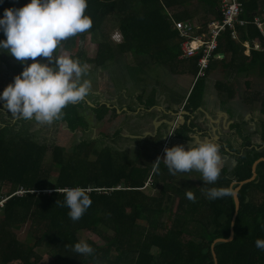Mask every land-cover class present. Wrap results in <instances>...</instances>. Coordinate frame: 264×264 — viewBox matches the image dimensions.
Segmentation results:
<instances>
[{
    "label": "trees",
    "instance_id": "obj_1",
    "mask_svg": "<svg viewBox=\"0 0 264 264\" xmlns=\"http://www.w3.org/2000/svg\"><path fill=\"white\" fill-rule=\"evenodd\" d=\"M239 1L244 6L241 19L248 24L237 27L238 39H233L231 30L222 35L221 52L225 57L221 68L223 72L234 68L240 75L258 69L264 78V52L252 51L246 56L243 46L249 41L263 40L254 23L259 16V0ZM28 2L3 0L0 15L8 7H22ZM195 4L215 12L213 18H205L201 24L208 26L221 19V0H87L85 14L92 20L91 28L62 41L54 54L71 52L74 59L86 64L84 53L78 54L81 41L99 31L107 16L119 15L123 43L115 48L102 42L94 62L106 68L113 63L111 71L121 70L118 73L124 80L125 72L132 81L139 77L136 87L147 76L153 77L160 66L173 75L178 73L173 78L196 79L199 58H182L184 41L175 29L176 22L196 19L169 14L173 7L188 9ZM125 55L132 57L127 64L123 63ZM211 68L207 79L199 81L192 94L183 99V103L188 101L186 110L195 113L204 107ZM15 70L19 74L23 66L18 65ZM146 86L152 87L148 99ZM146 86L139 87L142 95L135 100L143 108L141 112L128 108L122 111L106 104L93 107L87 101L68 104L62 110L63 115L54 121L62 127L60 137L62 134L78 136L70 153L61 143L50 146L39 141L31 133L30 119L21 118L15 124L8 122L5 127L0 121V201L8 199L4 207L0 206V264H40L38 248H47L54 264H215L214 242L231 237L235 199L226 196L209 200L202 193L188 189L195 196V200H188L187 191L175 190L173 174L164 164V156H160L159 133L137 137L134 144V149H139L137 154L131 153L130 147L117 144L120 140L115 138L119 134L123 136L122 128L111 133L120 116H142L143 112L158 106L157 95L173 97L159 86L158 80ZM0 88L4 90L3 85ZM216 88L221 95L222 85ZM118 110L122 112L120 116ZM90 116L94 121H90ZM190 116H182L181 125L174 130L176 137L192 139L197 122H190ZM100 141L103 146L99 145ZM252 161L248 154L241 173H236L240 180L246 179L245 174L250 176ZM221 169L218 180L208 184V190L232 184L228 168ZM9 186L10 193L5 194ZM77 186L89 189L92 204L79 220L73 221L64 205L63 193L64 189ZM153 189L159 191V196L152 195ZM168 192L179 194L188 208L186 212L182 210L184 205L178 213L163 207ZM239 199L241 208L234 226V239L215 246L218 264H264V250L255 246L256 239L264 238V214L260 215L264 205L255 202H264V199L257 196L252 184L240 190ZM171 200L174 203L175 199L168 197ZM164 214L168 215L165 222ZM27 226L30 241L27 235L23 239L19 235ZM83 232H90L103 243H90L94 249L91 255H78L73 250Z\"/></svg>",
    "mask_w": 264,
    "mask_h": 264
},
{
    "label": "clouds",
    "instance_id": "obj_2",
    "mask_svg": "<svg viewBox=\"0 0 264 264\" xmlns=\"http://www.w3.org/2000/svg\"><path fill=\"white\" fill-rule=\"evenodd\" d=\"M86 8L87 0H29L22 7L4 9L0 15V33L4 36L0 39V51L25 65L0 92V102L13 115L50 124L63 115L62 110L68 104L79 102L89 94L91 81L84 78L89 71L87 64L82 65L70 55L54 57L62 41L91 28L92 20L85 14ZM220 53L223 54L221 48ZM37 57L47 60H37ZM224 57L223 54L221 59L214 60ZM199 73L196 79L192 77L194 83L190 95L199 81L208 77L207 73L201 79ZM193 141L194 138L189 140L187 146L166 147L164 164L172 174L196 170L202 174L205 183L214 184L222 170L219 145L211 139ZM237 193L233 181L228 187L210 188L206 196L216 200L226 196L235 198ZM63 194L68 216L73 221L79 220L92 204L90 191L85 187L66 188ZM186 198L195 200L191 191L186 192ZM7 201H0V206L4 207ZM255 246L264 250V238L256 239ZM73 250L78 255H91L94 251L83 240L75 243Z\"/></svg>",
    "mask_w": 264,
    "mask_h": 264
},
{
    "label": "rangeland",
    "instance_id": "obj_3",
    "mask_svg": "<svg viewBox=\"0 0 264 264\" xmlns=\"http://www.w3.org/2000/svg\"><path fill=\"white\" fill-rule=\"evenodd\" d=\"M205 19L199 18L197 19L198 23H202ZM120 16H107L99 31L93 34H89L86 39L81 41L78 54L80 52L84 53V58L87 59V66H88V73L84 77L85 79H88L91 81V88L89 91V100L91 105L95 104L93 99L91 98V93L95 95V99L98 102L107 103L109 105H114L118 109L122 108H128L133 109L136 111H143V108L135 102L136 97L141 96V91H139V87L146 86L147 84H154L156 80L159 82V86H161L163 89H165L171 96L173 97H186L191 88L193 87L194 79L193 78H180L176 77L173 78L172 76L178 75V73H171L168 69L164 67H158L156 72H153L152 76H147L146 81L143 82V84L139 85V87L136 83L139 82V77H136V81L133 78V81L129 77V73L125 72L123 73V77L126 79L123 80L122 76H119V73H122L121 70L118 71H111V66H113V63H109L111 66H101L97 62H94L95 58L97 57L98 51H99V45L102 42L111 44L113 47L117 48L118 44H121L123 42L122 33L119 29L120 24ZM195 22V21H194ZM4 38V36H3ZM2 38V39H3ZM114 51H116L114 49ZM118 53V51H116ZM59 55H70L72 58L74 55L71 52H62ZM56 55L54 54V57ZM37 60L44 61V58L37 57ZM132 60V57L130 55H125L123 57V63L127 64L129 61ZM28 63H31V60L28 61ZM0 87L3 85L5 88L9 83H11L14 80V77L17 75V72L15 68L18 65H22L23 68L25 67L24 64L17 61L14 57H12L7 52L0 51ZM114 67V66H113ZM118 68H122V64H118ZM120 77V78H119ZM133 84V86H131ZM128 86V87H127ZM146 92V99H148L152 94V87H147ZM127 90V93H126ZM0 92H2L0 88ZM101 94V95H100ZM165 99L157 95V101H164ZM168 101V97H167ZM158 106L156 108H159L162 102L157 103ZM175 110H180V108H175ZM126 111V110H122ZM122 113V112H121ZM121 113H118V116L121 115ZM182 116L179 114V117L176 118L178 120V123H181ZM165 117L160 111H155V108L151 110L150 112H143L142 116L129 114V116L124 115L120 116L118 120L113 124V130L112 134H114L115 131H119L121 128L123 136L116 135L115 140H120V142L117 141V144L121 147L126 146L130 147V152L133 154H137L139 151L138 148L134 149V144H136L137 137H144L147 132L156 133V123L154 122L157 118ZM22 117L13 115L10 111H8L6 108H0V121L3 123V126H7L8 122H14V124L19 121ZM166 118H170L169 116H166ZM31 123V133L37 135V139L39 141L45 142L51 146L53 143H61L62 146L66 147L67 152L72 151V145L74 144V139H77L76 136H68L67 134H62L61 137L59 136L60 129L62 128L60 124L53 121L50 124H41L35 121L34 119H30ZM90 121H94L92 119V116H90ZM165 130V128L160 129L159 131V144L161 146L160 150V156L165 155V148L166 147H172L174 145L183 144L187 146L188 142L182 141L179 138H176L175 132H170V129ZM242 133V129L240 130ZM171 135V136H169ZM220 135V134H219ZM165 136H168V138H165ZM164 140V141H163ZM107 142L111 144H115L116 142H113L111 140H107ZM168 144V145H167ZM100 146H103V141L99 142ZM129 150V149H127ZM49 158L50 153H49ZM52 159V158H51ZM51 159H49L51 161ZM202 174L196 170H192L189 172H177L173 174V185L175 186V190L179 191L178 189H182L183 191H187L188 189H191L195 191L196 193H202L204 196H206L207 190H208V183H205L202 178ZM11 186L7 187L5 190V194L10 193ZM152 195L159 196V191H156L155 189L151 190ZM166 196V198H165ZM164 201H163V207L168 208L170 210H173L175 213H178L182 208L183 199L179 196V194H172L168 192V194H165ZM172 197V199H175L174 203L171 201H168V197ZM6 199V198H5ZM187 206L184 205V208L182 209L184 212L187 211ZM197 215V213H194ZM193 213L191 215H194ZM168 220V215L164 214V222ZM144 224H146V221H144ZM29 226H27L23 232H20L21 239L26 238V233ZM28 240L32 238L31 236L27 235ZM80 240L86 241L89 245L98 243L102 245V241L91 234L90 232H83L81 233ZM37 255H39L40 258V264H54V257L51 255L49 250L47 248H38L36 250Z\"/></svg>",
    "mask_w": 264,
    "mask_h": 264
},
{
    "label": "crops",
    "instance_id": "obj_4",
    "mask_svg": "<svg viewBox=\"0 0 264 264\" xmlns=\"http://www.w3.org/2000/svg\"><path fill=\"white\" fill-rule=\"evenodd\" d=\"M169 12L172 17H185L186 20L213 18L215 14L214 10H207L198 4L188 7V9L173 7ZM257 15L259 16L256 19H259L264 27V0H259ZM250 54L246 49L245 55L249 56ZM221 55L223 57V54ZM223 61L224 59L212 62L213 71L210 72L203 108L195 113L186 110L188 101L183 103L185 97L182 98L181 96L169 98L171 102L167 103L169 106L172 105L174 109L180 108V115H190L185 114L186 112L192 113L189 120L193 119L197 122V127H200L199 132L191 133L192 139L194 138L193 142L213 140L219 145V150H222L220 151L221 168L222 166H226V168L231 166L232 168L236 158L229 159V157L232 153L242 151L241 147L245 141L258 148H256V153L263 152L264 154V144L261 146L264 142V78L258 69L247 73L243 72L241 75L234 68H227L228 70L223 72L221 68ZM218 84L223 87L221 95L216 88ZM160 124H156V130ZM239 128L242 129V133H239ZM159 131L158 128L156 134ZM244 134H248V136L245 137ZM176 138L186 142L191 140Z\"/></svg>",
    "mask_w": 264,
    "mask_h": 264
},
{
    "label": "built area",
    "instance_id": "obj_5",
    "mask_svg": "<svg viewBox=\"0 0 264 264\" xmlns=\"http://www.w3.org/2000/svg\"><path fill=\"white\" fill-rule=\"evenodd\" d=\"M221 19L214 20L208 26L193 21L176 22L175 29L179 31L183 39V59L199 58V77L205 78L211 68L214 59H221L220 42L222 35L231 30L233 39H238L237 27L245 26L247 21L241 19L244 10L239 0H221ZM264 36V27L259 19L254 22ZM247 52H264V37L256 41L244 43ZM22 194L25 191H21Z\"/></svg>",
    "mask_w": 264,
    "mask_h": 264
},
{
    "label": "flooded vegetation",
    "instance_id": "obj_6",
    "mask_svg": "<svg viewBox=\"0 0 264 264\" xmlns=\"http://www.w3.org/2000/svg\"><path fill=\"white\" fill-rule=\"evenodd\" d=\"M126 93H127V90H126ZM160 97L164 98L165 100L167 99V97L165 98L163 95H161ZM91 98L93 99L95 104L91 105L90 100L88 98V95L83 100H81L80 103L87 101L93 107H96V105H100V104L101 105H105V104L109 105L107 103H102V102H98V101L94 100L95 95L92 93H91ZM165 100L162 101V104L156 110H159L165 116V117H160L158 119L159 121H161V124L158 128L159 129L165 128V130L168 131V129H170V127L172 126V124H170L172 121L179 122L178 120H176V118L179 117V114L181 113V111L175 110L172 105L169 106V104L167 102H171V99L168 98V101L167 100L165 101ZM159 102H161V101H159ZM112 107H115V106L112 105ZM122 109H124V108H122ZM124 110H127V109L125 108ZM129 113H131V112L129 111ZM166 116H169L170 118H166ZM190 121L193 122V119H191ZM180 125H181V123H180ZM176 126H178V123H175V125H173V128H172L173 133H174ZM199 130H200V127H197V124H195V131L199 132ZM240 130H241V128H239V133L241 132ZM167 131H166V133H167ZM194 132H192V133H194ZM263 144H264V142H262L261 146H263ZM261 146H259V147H261ZM256 148L257 147L255 145H253L252 143L245 141V142H243L242 147H241L242 151L232 153L229 157V159H235L236 158L235 162L233 163L234 166H232V168H231V166H229V168H228V175L232 181H235V187L238 189V197H239V192L242 188H244L248 184H252L255 187V191L257 193V196L260 197L261 199H264V154H263V152L256 153ZM250 149H254L255 152L250 153L249 152ZM248 154H250V156L253 158L252 164L248 170V172H250V176L245 174L243 176L246 177V179L240 180V176L238 177L236 175V173L237 174L241 173L240 169H242V166L245 164L244 160ZM232 184H233V182H232ZM249 201H250V198H247L246 203H249ZM255 204L256 205L257 204H263L264 205V202H255ZM235 205H236V203H235ZM240 208H241V202H240ZM262 214H264V212L260 213V215H262ZM234 237H235V231H234Z\"/></svg>",
    "mask_w": 264,
    "mask_h": 264
},
{
    "label": "water",
    "instance_id": "obj_7",
    "mask_svg": "<svg viewBox=\"0 0 264 264\" xmlns=\"http://www.w3.org/2000/svg\"><path fill=\"white\" fill-rule=\"evenodd\" d=\"M118 112L121 113L120 110H118ZM185 114H190V115H192V114L189 113V112H186ZM154 122H155L156 124H157V123H161V121H159L158 118H157ZM175 123H178V122H176V121H172V122L170 123V124H172V126L170 127V131H169V133L172 132V128H173V125H175ZM179 125H180V123H178V126H179ZM157 130H158V128H157ZM157 130H156V132H157ZM150 134H154V135H155L156 133L147 132V134H146L144 137H147V136L150 135ZM169 136H171V135H169ZM166 138H168V136H167ZM167 145H168V144H167ZM234 199H235V203H236V213H235L234 221H233V223H232L231 237H230L228 240H226V239H217V240L214 242L213 249H214V261H215V264H218L217 255H216V253H215V246H216L217 244H219V243L231 242V241L234 239V226H235V222H236V220H237V217H238V214H239V209H240V199H239V197H238V193H237V196H236Z\"/></svg>",
    "mask_w": 264,
    "mask_h": 264
}]
</instances>
